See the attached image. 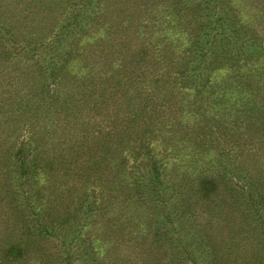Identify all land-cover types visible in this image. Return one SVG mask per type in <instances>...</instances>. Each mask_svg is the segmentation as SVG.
<instances>
[{
  "label": "rangeland",
  "instance_id": "rangeland-1",
  "mask_svg": "<svg viewBox=\"0 0 264 264\" xmlns=\"http://www.w3.org/2000/svg\"><path fill=\"white\" fill-rule=\"evenodd\" d=\"M84 1L0 0V182L6 176L5 172H10L8 166H11V160L15 159L20 165L24 166L26 165V160H31L32 158L27 155L28 153L25 155H23L24 153H19L22 141H27L28 133L32 131V125L29 123L30 117L27 123H25V120H18L20 115L18 109H22L23 102L36 103L41 107L43 103L40 104L38 102L48 97L53 87L59 86V83H54L58 75H61L63 76L62 85L60 90H55L59 93L57 99L60 100V96L67 97L66 93L72 91L73 88L71 87L67 89L70 86L69 84H78L81 91H79L80 93L74 92L79 94L73 97L77 101L81 100L80 108H77V111L81 110L82 115L95 112V110L97 111L100 108V104L106 103L110 104L112 106L111 111L116 113L118 111L113 108H117L119 105L120 108L118 110H122L123 113L122 126L119 127L121 130L123 126H129L128 123H130L131 131L135 132L134 135L138 137L146 132L147 126L145 123L164 127L163 131L167 132V136L166 134H159L156 137H150V141H148L154 147H151L153 154H159V156L170 154V151L177 147L174 145L175 141L173 142V139L170 138L174 135L175 138H182L179 144L182 145L184 142L182 147H186L182 149L185 151L191 150L190 154H186L181 158L182 160L164 156L163 165L166 162L170 170L175 173L180 172L179 175L183 174L184 179L181 180L182 190L165 192V197L168 200V206L165 208L166 216L172 222L176 234H166L164 229H160L163 238L166 240L169 238L181 240L183 239V234H188L186 240H193L196 243L195 250L190 252V254L184 253L190 264H192L191 259L196 264H201L202 261L203 264H264V185H261L264 183V179H261L259 184L254 185L247 182V179L250 182L253 181L249 175L239 172L243 169L242 164L239 165L235 158L232 161L229 160L230 154H222L220 148H227V146L223 142L217 141L216 134L211 136V133L217 130L219 121L216 122L217 120L211 117L213 110H211L210 104L219 100L217 99L219 97L215 94L216 100L212 101L210 91H208L199 114H195L188 104L194 92H187L177 96L176 93L179 91V86L177 79L174 80L176 77H181L179 73L182 74L181 66L184 62H188L190 59L198 61L204 55L203 53H208L207 66L209 64L208 61L214 58V54L218 52L224 53L225 59L222 60V65H216L219 70L214 71V69L212 70L209 67L202 70V67L199 68L204 85L210 83L211 81L209 80H213L211 74L215 75L217 81L223 78L230 83L226 88L216 87L222 89V104L220 106L222 117L229 114V111L233 109L228 100H226L230 96L227 88L234 85L236 89L235 96L237 95L238 98L243 96L240 91L241 85L238 84V81L241 79L249 81L246 76H251L252 70L250 67L251 65L256 67L255 63L252 64L245 61L243 54L245 52L248 53L245 45L246 38H252V34L253 37H256L255 34L261 36V32L264 35V0H91V3L85 7L84 13L82 9L74 8L80 6ZM84 6L81 8H84ZM225 10L230 12L226 17L235 24L234 29L229 31L226 37L225 34L222 35L226 39H222L217 35L218 39L214 42L215 51H209L208 46L204 44L201 38L203 33L201 32V26L204 25L206 19L218 17L215 16L216 11L221 14ZM77 13L79 17L76 21L79 22L81 20L79 24L85 28H82L84 31L87 30L88 35L87 40L81 41V53L86 55L82 54L81 56H84V58L80 59L79 56L78 62L75 61L73 63V66H77L72 67L71 64L64 66L65 61L59 62V66L60 64L62 65L59 68L57 67L58 63L54 60L52 66L50 65L46 72L48 62L41 61L36 57L35 59L26 60L28 63L25 66L20 65L19 60L21 59H19V56L22 53L19 54L17 51L21 45L12 39L24 41L33 38L32 41L36 42L41 41L44 37L49 38L55 33L53 31H55L58 23L62 21V23H67L68 17L71 16L72 18ZM85 16H89L87 19L90 22L92 21L89 27H85L86 21L82 19ZM257 40L259 41L258 38ZM69 42L72 47L81 43L77 39H69ZM193 44L195 47L192 46ZM141 48H148L147 50L150 51L144 58L136 60V63L132 60H127L130 57L124 58L127 56L124 54L125 50H139ZM195 49L200 51L192 57L191 54L195 53ZM201 54L203 55L201 56ZM16 57L18 59H13ZM233 59L237 61L233 62ZM263 64L261 62L258 66ZM81 65L82 67H78ZM66 68H72V70L75 68L78 74L77 78L70 76V73H66V70H64ZM260 70H263V66L260 67ZM136 73L144 78H137L134 76ZM174 73H177V76ZM228 73L236 76L234 82L231 83L228 80L225 75ZM167 75H172L175 78L172 79ZM34 77L45 82L37 85L36 90L31 89L32 87L29 89L25 83L26 80L31 81ZM116 82L118 83L115 91L112 86ZM88 83H92L90 89ZM144 87H146L147 91L143 90ZM103 88H107L104 91V98L101 96ZM202 95H198V97H202ZM32 96L36 97L33 99ZM172 98L175 103L170 101ZM178 101L181 102V105L178 104ZM238 102L235 103L237 106L240 104ZM89 105L95 106L87 111ZM85 107L86 111L82 109ZM41 108L45 111L47 104L45 103ZM41 108H36V110H41ZM187 113L189 114L186 115ZM162 114L167 115L164 117ZM182 115H185V118H182ZM55 116L56 118H61V112L57 113L56 111ZM173 116H177L176 119ZM160 120H163V123H160ZM95 124L96 122L94 121V126L91 127L93 128L92 131L96 129ZM240 125L241 122L234 126L240 127ZM248 127L249 125L246 124L242 125L241 128L248 129ZM223 128L226 130L225 126ZM226 131H231V129L227 127ZM65 132L66 130L64 131L63 126L56 127L53 133L47 132L48 136L45 138V142L39 141L38 143L35 141L37 148L44 152L41 155V163L46 162L45 160L50 155L49 152L53 151L55 146L57 148L58 138ZM169 134L170 136L168 137ZM225 137L223 138L227 142ZM51 138L53 139L51 140ZM75 140L73 139V142H75L74 147L79 143V141ZM144 141L146 140H143L142 143ZM196 141H201L202 145L199 144V147H197ZM69 142L62 139V148L67 147ZM137 148L134 151L139 154L136 151ZM4 150L7 152L4 153ZM194 151L200 154L197 156ZM216 153L220 155L215 156ZM122 154L125 155L127 153L124 152ZM134 154L137 155L136 153ZM22 155L27 159H23ZM219 156L220 159L217 160ZM118 158L122 159V161L125 160H123L122 155L118 156ZM187 161L190 164L188 168H186ZM12 169L16 172H11V174H14L13 176L16 175V178L25 188L30 186L27 170H21V168H15L14 166ZM107 171L109 172V169ZM196 172L200 175V179L209 178L215 186V188H210L204 193L202 190V196L200 197L197 195L201 193V190H193L194 185L191 182ZM110 175L114 178L111 181L112 187L108 188L111 189L109 193L111 197L102 206L94 204L101 214L98 216V221H103L100 216H103L107 210L111 212V220L118 223L123 220L125 210L126 213H133L136 218L145 216L151 219L154 218L152 215H145L147 212L144 210H135L133 208L135 204L132 201V203L127 201L126 196L130 185L124 180L121 172L115 175L113 170H111ZM172 175L170 174V176ZM225 183H229L232 194L224 191V193L218 195V188ZM24 187L23 190H25ZM4 191L5 188L1 189L0 187V197L4 196ZM32 191L35 197L31 195L29 198V195H25L27 196L26 199L24 196L20 200L18 199L19 197L16 200H10L16 210H12L7 216L3 212L4 200L0 198V241L5 238L2 240L4 243L17 245L15 242L19 240L18 243L25 245L27 250L30 251L28 257L24 261L19 262V264H94V261H100L96 257L94 249L89 248L90 251L84 249L85 246L77 232L72 234L73 228L77 226L79 219L71 222L69 220V223L56 233L58 238L52 239V241L62 247L61 250L56 249L50 242L41 239V235L37 236L36 233L33 234L34 236L32 235L34 230L31 227L40 220L41 216H36L33 212L31 214L30 209L29 211L28 209L25 211L22 209L29 202L32 205L34 203L40 204L39 197L36 198V196L46 193L44 186L39 188L36 183L33 185ZM48 191L49 194L46 193V198L58 196L57 190L51 193V188H49ZM100 194L101 191L96 187L93 198L99 199ZM119 198L121 199L120 202ZM144 198L143 207H146L150 201H147L146 197ZM198 198L206 199L203 202L200 200L196 202L195 200ZM48 200L46 199L45 201ZM20 201L21 203L24 201V206ZM45 204L49 206V203ZM18 205H21V207ZM224 209L229 210L230 216H225ZM185 212L186 215L183 216ZM65 214L62 212L61 215ZM188 214L192 217L186 223L187 228H184V225L181 224H183ZM159 218L161 217L156 218L157 225L159 221L163 222ZM220 219L221 221L219 222L218 220ZM15 220L18 224L14 227L22 223L25 229L21 232L13 229L14 231L9 234L5 227L7 224L10 225V222L14 224ZM26 222L29 223L25 225ZM113 222L110 221L107 224H112ZM164 222L167 223V220ZM130 228V230H125L128 235L131 234V230L135 229L133 225ZM182 228L185 230H182ZM234 230L238 232L240 230V233L238 234ZM214 231L218 238L220 235L221 242H218V247H214L212 250L207 246L206 241L202 239L210 237ZM112 234L115 237H125L121 232L116 234L112 232ZM20 238L24 240L21 241ZM235 238L238 240L235 241ZM39 240L44 242L43 250H39L38 248L41 247L36 246ZM114 243L112 241L109 244L113 245ZM3 244L0 242V259L3 261L1 262L0 260L1 264H17L15 262L10 263L9 259L1 256ZM120 247L122 253L127 251L124 245H120ZM190 248H192V245H190ZM206 248H210L213 251L212 257L207 256L208 253H205ZM212 251L209 253L211 254ZM97 254L103 255L104 253L100 252ZM106 254L108 255V253ZM170 255L172 257L171 252ZM107 259L108 257L105 256L104 260L107 261Z\"/></svg>",
  "mask_w": 264,
  "mask_h": 264
},
{
  "label": "trees",
  "instance_id": "trees-1",
  "mask_svg": "<svg viewBox=\"0 0 264 264\" xmlns=\"http://www.w3.org/2000/svg\"><path fill=\"white\" fill-rule=\"evenodd\" d=\"M90 1L91 0H85L80 6L74 8L82 9L84 13L85 7L91 3ZM82 6H84V8H81ZM229 14L230 12L226 10L221 14L216 11L215 16L218 17H213L209 20L206 19L204 25L201 26V32H203L201 38L203 39L204 44L208 46L209 51H215L214 42L218 39L217 35L222 39H226L225 37L229 34V31L234 29L235 24H233V22H231V20L226 17ZM78 15L79 14L77 13L76 15L72 16V18L71 16L68 17V15L67 23H62L63 21L58 23V26L55 27V31H53L55 33L49 38L44 37L41 41H32L33 38L24 41H21L20 39H12L21 45L18 47L17 51L19 54L22 53L19 56V59H21L19 60L20 65L25 66L28 63L26 60H30L32 58L35 59L36 57L41 61L48 62L46 72L48 71L49 66H52V62L54 60L58 63L57 67L59 68L62 67L61 64L59 66V62L65 61L66 63H64V66H66V64H71L72 67L77 66H73V63H75V61L78 62L77 59L79 56L80 59L84 58V56H81L82 54H85L81 53V44L83 41L88 39L86 32L87 30L84 31L85 28L79 24L81 20L79 22L76 21V19L79 17ZM88 17L89 16H85L82 18L86 21L85 27H89L92 22L87 19ZM223 34H225V37H222ZM255 35L260 42L255 36L253 37V34L251 35L252 38H246L245 45L247 46L246 50L248 53L245 52L243 56L245 61L251 62L252 64L255 63L256 67L251 65V76H246L249 81L247 79H241L238 81V84L241 85L240 91L243 96L240 98H238L237 95L235 96L236 89L234 85L230 86V88H227L230 96H228L226 100H228V102L231 104L233 110L229 111V114H226L224 117H222L220 111V106L222 104L221 88L228 87L230 83L223 78H220L219 82L217 81L215 75L211 74L213 80H209L211 82L204 85L201 77V70L206 67H209L212 70L214 69V71L219 70L216 65H222V60L225 59L224 53L218 52L214 54V58L208 61L210 65L208 64L207 66L206 60L208 59V53H203L204 55L201 54V56H203L199 58L200 60L193 61L190 59L188 62L183 63L181 66V69L183 70L181 72L182 74L179 73L181 77H174V79L172 75H167L174 80L177 79L179 86V91L176 93L177 96L186 94L187 92H194L193 97L188 101V104L195 114H199L202 103L204 102L208 91H210L209 93L211 95L212 101L214 99L216 100L215 94L219 97L217 98L219 100L213 104H210L211 110H213V115L211 114V117L216 119V122L219 121L217 130H214L211 133V136L216 134L217 141H221L227 146V148H220L221 153L227 155L230 154L228 157L229 160L232 161V159L234 160L235 158L236 162H239V165L242 164L243 169L239 172L249 175L253 182H250L248 179L247 182L253 185L259 184L260 180L264 179V64L261 65L263 66V70H260V65L258 66L259 63H264V35L262 32L261 36H257V34ZM69 39H77L78 42H82L79 45L76 44L75 48L71 46ZM192 46H194V44ZM147 49L148 48H141L139 50L128 49L129 51L125 50L124 54L127 56L124 58L127 59V57H130L127 60H132L136 63V60H140L144 58V56L148 55L150 50L148 51ZM199 51L200 50L195 49V53L191 54L192 57H194L196 53H199ZM13 59L18 58L16 57ZM236 61L237 60L233 59V62ZM78 67H82V65ZM199 67H202L201 70ZM64 70H66V73H70V76L72 75L73 77L77 78L78 74L77 71H75V68H73V70L72 68H66ZM174 74L177 76V73ZM225 75L231 83L236 79V76L232 74L228 73ZM134 76L137 78L143 77L140 74L138 75V73H136ZM58 77L54 84L59 83V86L53 87L50 90L51 94L45 99L41 100V102H38L40 104L43 103L41 107H43L45 103L47 104V109L45 111H43L42 108L36 103L31 102H23L22 109H18L20 114L18 116V120H25V123H27L28 118L30 117L29 123L32 125V131L28 133L27 141H22V147L19 149V153H24L23 155L28 153L27 155L31 156L32 158L31 160H26V165L24 166L20 165L15 159L11 160V166H8V170H10V172L6 171V176H4L3 180L0 182L1 189L5 188L4 196L0 197L2 200H4V214L7 216L12 210H16V207L10 200H16L18 197L20 200L23 199L25 195H29V198L31 195L32 197H35V194H33V191L31 192V189L36 183L37 187L39 188L44 186L45 192L48 194L49 188H51V193L57 190L58 196L46 198V193L43 195L41 193L39 196H36V198L39 197L40 204L34 203V205H32L31 202H29L27 206L25 205V207L21 209L23 211L26 209L29 211L30 209L31 214L33 212L36 216H41L40 220H38L36 224L31 227L32 230H34L32 235L35 233L37 236L41 235V239L50 242L51 245H53L56 249H62L58 243L52 241L53 238H58L56 233L62 227L67 225L69 220L71 222L75 221V219H79L77 226L73 228L74 230L72 231V234H74V232L78 233L81 242L85 246V250L90 251V249H94L96 257H98L100 260L94 261V264H190L189 259L187 260L184 253L190 254V252L195 250L196 243L193 240H186L188 234H183L184 236L181 240L177 238H169L166 240L163 238V234H161L160 229H164L166 234H176L172 222L168 220V217L166 216L165 208L168 206V200L165 197V192H176L178 190H182L183 185L181 180L184 179L183 174L179 175L180 172L175 173L173 170H170L166 162L163 165L164 156L172 159L178 158L182 160L181 158L186 154H190L191 150H186L188 151L186 152L184 149H182L186 148L182 147L184 142L182 145L179 144L180 139L182 138H175L174 135L170 138L173 139V142L175 141L174 145L177 147L170 151V154H162L161 156H159V154H153L151 147H154L148 141H150V137H156L159 134H166L167 136V132L163 131L164 127L162 128L158 125L155 126L154 124L145 123L147 126V129L145 130L146 132L143 133V135L136 137L134 135L135 132H132L130 129V123H128L129 126H123L122 130L119 128L122 126L121 120L123 119L122 110H118L120 106L118 105L117 108H113L114 110L118 111L115 113L111 111L112 106L107 103L102 105L100 104V108H98L97 111L95 110V112H90L88 115H82L81 110L77 111V108H80L81 100L77 101L73 97L74 95L78 96L80 93V86H78V84H69L70 86L67 89L71 87L73 88L72 91H68L66 93L67 97L60 96L61 99L59 98L60 100H58L57 97L59 93L56 91L60 90L63 76L58 75ZM199 81L201 82L200 84ZM25 83L29 89L32 87L31 89L36 90L37 85L43 84L45 82L34 77L31 81L26 80ZM110 83L111 82H109V84ZM117 83L118 82L112 86V89L115 91L117 90ZM210 84L212 85L210 86ZM91 86L92 83H88L89 89ZM218 86L221 88H216ZM106 90L107 88L102 89L101 96L103 98L105 95L104 91ZM143 90L147 91L146 87H144ZM201 94H203L202 97H198V95ZM32 97L34 99L36 96ZM173 100L174 99L172 98L170 101L172 102ZM237 101L240 103L239 106L235 104ZM173 103H175V101H173ZM178 104L181 105V102L178 101ZM175 105L177 106V104ZM94 106L95 105H89L87 111L94 108ZM36 108H41V110H36ZM82 109L85 110L86 107ZM56 111L57 113L61 112V118H56ZM188 114L189 113L186 115ZM162 115L166 117L165 115L167 114ZM173 117L176 119L177 116ZM181 117L185 118V115H182ZM94 121L96 122V129L92 131L93 128L91 127L94 126ZM239 122H241L240 127L234 126ZM160 123H163V120H160ZM246 124L249 125L248 129L241 128L242 125ZM62 126L64 127V131L66 130L65 134L58 138L57 148L55 146L53 151L49 152L50 155H48V158L45 160L46 162L41 163V155H43L44 152L37 148L35 141L38 143L39 141L45 142V138L48 136L47 132L53 133L56 127ZM223 126L226 127V130L227 127H229L231 131H226ZM82 132H84V134H82ZM169 136L170 134L168 137ZM223 137H225L227 142ZM52 139L53 138H51V140ZM62 139L65 141H70L67 147L62 148ZM73 139H76L75 141H79L76 147H74L75 142H73ZM143 140L146 141L142 143ZM196 144L197 147H199V144L202 145V142L196 141ZM136 148V151H138L139 154L134 151ZM5 152L7 151L4 150V153ZM124 152L127 154L123 155L122 153ZM194 152L197 154V156L200 154L199 152ZM120 155H122L123 160L125 159L124 161L118 158ZM217 155L220 154L216 153L215 156ZM50 156L52 157L50 158ZM23 159L27 158L23 156ZM219 159L220 156L217 157V160ZM13 166L15 168L19 167L21 170L23 169L28 171L30 174H28V183H30V186L25 188L23 184H21V182H19V180L16 178V175L13 176L14 174H11V172H16L14 169H12ZM189 166L190 164H188L187 161L186 168ZM107 169H109V172ZM111 170H113L115 175L118 172H121L124 176V180H126L128 185H130V189L128 190L126 197L128 202L132 201L133 204H135L133 205V208L135 210H144L147 212L145 215H152L154 218L151 219L147 216L143 218H136L133 213H126L125 210V216H123V220H120V223H118L117 221L113 222V220H111V212H108L109 210H107L104 212L105 214L103 216H100L103 218V221H98L100 212L95 207L98 205L102 206L104 203L106 204L108 199L111 197V194H109L111 189H108L109 187H112L113 184H111V181L114 179L113 176L110 175ZM170 174L173 175L170 176ZM199 176L200 175H198V172H196L191 179V182L195 187H193V190H201V193L197 195L198 197L202 196V190L204 193L210 188H215L211 179H200ZM257 179H259V181H257ZM223 185L225 187L224 189ZM223 185L218 188V195L220 193H224V191L232 194L229 183H225ZM261 185H264V183ZM23 187L25 190H23ZM96 187H98L99 191H101L99 199L93 198ZM144 197L147 198V201H150L146 207H143L145 202ZM26 198L27 196H25V199ZM46 199L49 200L45 201ZM205 199L206 198H198L195 201L197 202L200 200L203 202ZM120 201L121 199L119 198V202ZM23 203L24 201L21 204ZM45 203H49V206H46L47 204ZM94 204L97 205L95 206ZM18 206L21 207V205ZM224 210L225 216H230L229 210ZM62 212L66 214L61 215ZM192 212L194 211L192 210ZM185 215L186 212L183 216ZM157 217H161L159 219L163 221H159L158 225L156 224ZM190 217L192 216H189L188 214L183 224H181L184 225V228H187L186 223H188V219H190ZM165 219L167 220V223L164 222L166 221ZM110 221L113 223L107 224ZM218 221L220 222L221 219ZM28 223L29 222H26L25 225ZM9 224L10 225L7 224L5 227V230L9 234L14 231L13 229H17L19 232L25 229L22 226V223L21 225L14 227L18 224L16 220L14 221V224H12V222ZM132 225L135 227V229L131 230V234L128 235L125 230H130ZM184 228H182V230ZM112 232H115V234L117 232H121L125 235V237H115V235L113 236ZM235 232L238 231L236 230ZM239 233L240 230L238 234ZM3 239L5 238H2L0 241L2 244L4 243L2 241ZM20 239L21 241L24 240L22 238ZM202 240L206 241L207 246L212 250L214 247H218V242H221L220 235L218 238L215 234V231L210 237ZM237 240L238 239L235 238V241ZM18 241L19 240L15 242L17 245L14 243H4L2 246L1 256L9 259L10 263L15 262L19 264V262L24 261V259L29 255L30 251L27 250L25 245L18 243ZM112 241L115 243L110 245L109 243H112ZM43 245V241H37L36 246L41 247L38 248L39 250L44 249ZM120 245H124L126 247L127 253H122L120 251ZM190 245H192V248H190ZM103 246L106 247L103 248ZM210 248H206L205 250V253H208L207 256H211L213 254V251ZM210 251H212L211 254L209 253ZM100 252L104 254H97ZM106 253H108V255ZM105 256L108 257L107 261L104 260ZM203 259L205 260L204 257ZM191 260L192 264H196L194 263L193 259ZM1 262L3 261L1 260ZM201 264H203V261Z\"/></svg>",
  "mask_w": 264,
  "mask_h": 264
}]
</instances>
